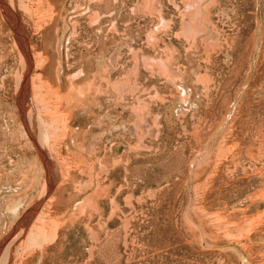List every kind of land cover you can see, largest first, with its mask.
<instances>
[{
	"label": "rangeland",
	"instance_id": "374dc122",
	"mask_svg": "<svg viewBox=\"0 0 264 264\" xmlns=\"http://www.w3.org/2000/svg\"><path fill=\"white\" fill-rule=\"evenodd\" d=\"M0 264H264V0H0Z\"/></svg>",
	"mask_w": 264,
	"mask_h": 264
}]
</instances>
